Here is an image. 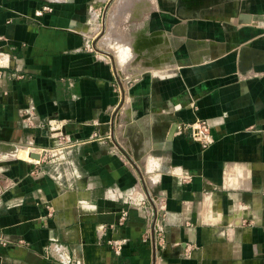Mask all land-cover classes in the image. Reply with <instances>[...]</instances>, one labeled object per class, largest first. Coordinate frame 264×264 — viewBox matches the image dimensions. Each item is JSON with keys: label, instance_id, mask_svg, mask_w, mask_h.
I'll return each mask as SVG.
<instances>
[{"label": "crops", "instance_id": "1", "mask_svg": "<svg viewBox=\"0 0 264 264\" xmlns=\"http://www.w3.org/2000/svg\"><path fill=\"white\" fill-rule=\"evenodd\" d=\"M105 2L0 0V264H150L143 236L154 211L124 202L132 187L138 196L158 191L171 219H218L223 211L252 219L233 230L260 236L259 251L245 249L236 264H264V0H244L240 19L185 22L198 44L190 55L179 49V70L128 90L122 112L137 116L120 131L127 149L110 132L118 107L111 67L81 50L86 38L74 29L93 3ZM173 22L157 10L150 26ZM163 113L207 119L214 143L202 150L171 119L161 121ZM134 139L144 146L133 147ZM123 150L160 162L153 175L160 182L146 183ZM222 168L245 175L222 180Z\"/></svg>", "mask_w": 264, "mask_h": 264}, {"label": "rangeland", "instance_id": "2", "mask_svg": "<svg viewBox=\"0 0 264 264\" xmlns=\"http://www.w3.org/2000/svg\"><path fill=\"white\" fill-rule=\"evenodd\" d=\"M243 1L106 0L102 6L93 3L84 24H80L74 29L80 31L87 39L84 40L81 50L91 52L97 58L104 59L111 67L112 83L118 94V107L114 111V120L110 130L114 135L116 132L114 143L120 142L121 147L127 149V142L121 138L120 131L123 126H128L125 125L126 123L130 124L132 122L131 117L137 116L136 113L134 115L130 113L131 109H128V113L124 112V114L122 112L123 106L128 105L131 100L128 90L138 82L154 79L155 76L159 77L156 74L162 70L169 71L161 77H166L174 70L177 72L180 64L175 60L183 44L187 47L189 55L193 53L192 51L198 43L189 32V29L187 31L185 22L192 19L195 20L199 16L213 20L218 14H220L222 19L225 18L223 16L240 19L244 14H247V12L241 11ZM245 1L246 5L251 3V0ZM231 9L234 12H231ZM157 10L170 13L174 18L178 19V23L183 21V24L179 25L173 22L171 27L166 30L151 27V15ZM216 18H219V16ZM188 39L191 42L187 41ZM161 60L167 61V65L163 66ZM207 61L209 62L210 59ZM195 63L193 60L188 62V65ZM191 106L195 111L196 104L193 102ZM147 114L146 111L138 119H142ZM159 119L161 121L171 119L175 123V130L185 137L197 141L202 150L207 149L215 141L211 125L205 118L196 117L193 121H186L174 115L173 117L169 114L166 116L163 113L159 114ZM129 127L131 128L132 126L129 125ZM156 129L158 131L159 128L156 127ZM249 131L257 132L252 127ZM149 132L150 129L141 130V133L145 134L144 137H148ZM144 141V139H134L131 142L133 147L137 148L144 146ZM120 145L119 148L122 150ZM127 153L124 152L125 158L131 162H133V158L137 160L136 164L141 167L142 179L146 183L160 182L159 177H153L159 169L158 165L160 162L150 160V158L142 161L140 160L141 156L137 157V155L134 156L133 154L132 157ZM147 166L151 167L147 168ZM243 175L245 173H231L223 170V168L220 172L222 180L224 178L239 180L243 178ZM176 176L179 178L178 173L175 174ZM227 189L239 190L238 188ZM248 189L250 190V188ZM149 196L153 197L151 205L154 214L153 219L149 221L150 224L146 227L148 231L143 236V243L149 245L150 249H152L150 264H236L237 262H242L238 257L241 256L245 249L255 252L259 251L260 236H255L253 239L250 237L245 238L243 234H234L233 230L235 227H251L253 224L252 219L243 217L229 219L224 211L220 213L221 217L218 219L197 221L171 219L167 205L164 204L165 201L162 198L161 200L158 198V191L152 190ZM161 210L163 211L160 213ZM196 226L215 228L216 234L205 233L204 235L196 236L192 232L194 231L192 227Z\"/></svg>", "mask_w": 264, "mask_h": 264}, {"label": "built area", "instance_id": "3", "mask_svg": "<svg viewBox=\"0 0 264 264\" xmlns=\"http://www.w3.org/2000/svg\"><path fill=\"white\" fill-rule=\"evenodd\" d=\"M43 8H47V7L44 6ZM48 125L51 129H55V127L51 123V120L48 121ZM3 193H4V190H3L2 185L0 184V197L2 196ZM152 199H153V197L149 196V194L147 196H143V195L138 196L134 190V187H132L128 191V193L123 197L124 202H127L129 204H133L134 206H139V207H146L148 205L150 206ZM159 199L161 200V197ZM124 219H125V213H123V215H121V217H120V220H124Z\"/></svg>", "mask_w": 264, "mask_h": 264}, {"label": "bare ground", "instance_id": "4", "mask_svg": "<svg viewBox=\"0 0 264 264\" xmlns=\"http://www.w3.org/2000/svg\"><path fill=\"white\" fill-rule=\"evenodd\" d=\"M118 50H120V49H118ZM119 53H120V52H119ZM121 56H122V55H121ZM119 59H120V58H119ZM18 154H19L20 156H24V157H26V154H27V153H26L25 151H23V152L20 151Z\"/></svg>", "mask_w": 264, "mask_h": 264}]
</instances>
